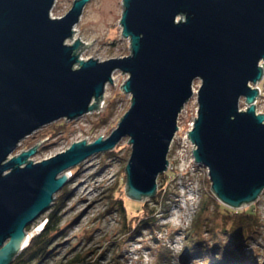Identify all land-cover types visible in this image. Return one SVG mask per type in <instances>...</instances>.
<instances>
[{"label":"water","instance_id":"obj_1","mask_svg":"<svg viewBox=\"0 0 264 264\" xmlns=\"http://www.w3.org/2000/svg\"><path fill=\"white\" fill-rule=\"evenodd\" d=\"M88 1L51 14L55 0H0V264L25 247L26 226L51 207L68 170L125 136V193L136 201L154 196L178 116L194 95L187 135L212 193L239 209L264 191V111L256 109L264 0H121L129 53L109 56L80 55L91 41L72 39ZM116 70L127 75L120 89L130 105L110 133L76 137L45 156H32L39 138L16 150L43 125L98 111Z\"/></svg>","mask_w":264,"mask_h":264},{"label":"rangeland","instance_id":"obj_2","mask_svg":"<svg viewBox=\"0 0 264 264\" xmlns=\"http://www.w3.org/2000/svg\"><path fill=\"white\" fill-rule=\"evenodd\" d=\"M72 2L55 0L51 14H63ZM121 11V0H89L85 4L72 36V39L79 36L91 41L81 49L80 55L129 53V40L121 35ZM126 76L119 70L112 74L113 81L106 85L108 94H104L98 111L43 125L23 138L16 150L31 147L39 138V148L32 156H45L64 150L76 137L95 139L97 132L110 133L130 105V95L120 89ZM199 82L194 80V90ZM257 84L261 94L257 97L256 109L264 111V78ZM196 109L194 95L178 116L182 138L191 127ZM189 149L184 140L172 138L167 154L168 169L158 175L155 195L144 201L133 200L125 193L124 168L131 151L126 136L112 150L93 154L69 169V180L55 193L59 229L50 237L39 263L202 264L204 258L207 260L202 252L216 240L228 246V237L220 229L213 208L208 206L200 213L204 198H217L210 190L206 170L191 168ZM114 197L123 198L125 216L112 203ZM142 203L152 211L143 213ZM252 205L257 222L252 231L240 235L242 253L253 264H264V191ZM51 209L52 206L30 224L27 230L30 236L39 231ZM160 247L170 250L171 256L159 260ZM75 257L77 263L70 262Z\"/></svg>","mask_w":264,"mask_h":264},{"label":"trees","instance_id":"obj_3","mask_svg":"<svg viewBox=\"0 0 264 264\" xmlns=\"http://www.w3.org/2000/svg\"><path fill=\"white\" fill-rule=\"evenodd\" d=\"M64 188V186L62 187ZM61 188V189H62ZM212 195L208 196L211 197ZM55 198L51 204L53 209L49 211L43 222L42 228L34 235L30 236L25 247L18 253L10 264H31L35 260L34 264H40L39 259L46 253L48 245L50 243V237L59 229L58 223L60 215L56 210ZM112 203L120 210L121 215L125 216V204L122 197H114ZM209 207L213 208L216 216H218L220 222L218 225L223 231V234L228 237V246H223L222 241L216 240L214 244L209 245L206 251L202 252L203 259L205 261L202 264H253L246 255L242 252L241 236L244 232L252 231V228L257 222V214L255 213V207L251 204L244 209H233L222 203H220L213 196L209 200L203 199L200 206V213L207 210ZM143 213H150L152 211L145 205L141 204L140 208ZM30 225L26 226L28 230ZM198 241V240H197ZM199 242V241H198ZM171 251L167 248L160 247L158 249L159 260L162 257L171 256ZM248 259V260H247ZM78 258L75 257L70 262L77 263ZM69 262V263H70Z\"/></svg>","mask_w":264,"mask_h":264},{"label":"built area","instance_id":"obj_4","mask_svg":"<svg viewBox=\"0 0 264 264\" xmlns=\"http://www.w3.org/2000/svg\"><path fill=\"white\" fill-rule=\"evenodd\" d=\"M184 108V107H183ZM183 110V109H182ZM181 110V111H182ZM177 138V140H184L187 144H189V147H190V155H191V158H192V165H191V168H194L197 166V168H199L200 170H206L203 166L199 165L198 163H196L194 161V158L192 156V147H193V144L190 142L189 138H188V135H187V132H185V135H184V138H182V135H180V126L178 128V130L175 132V135L173 138Z\"/></svg>","mask_w":264,"mask_h":264},{"label":"bare ground","instance_id":"obj_5","mask_svg":"<svg viewBox=\"0 0 264 264\" xmlns=\"http://www.w3.org/2000/svg\"><path fill=\"white\" fill-rule=\"evenodd\" d=\"M71 175V174H70ZM42 226H43V222H42V224L40 225V228H42ZM29 237H30V234H28V239H29Z\"/></svg>","mask_w":264,"mask_h":264}]
</instances>
